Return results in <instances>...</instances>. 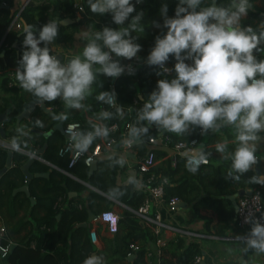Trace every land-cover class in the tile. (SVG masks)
<instances>
[{
    "label": "trees",
    "instance_id": "obj_1",
    "mask_svg": "<svg viewBox=\"0 0 264 264\" xmlns=\"http://www.w3.org/2000/svg\"><path fill=\"white\" fill-rule=\"evenodd\" d=\"M261 1L264 3V0ZM177 2L178 0H142V3L136 7V11L143 12L141 23L144 25V32L132 33L137 37L135 42L142 46V50L137 54L139 59L135 58L132 62L135 74L125 73L115 79L100 75L98 80L103 86L94 87L93 95L84 102L85 109H66L65 106L59 105V102L63 101L57 100L45 103L51 105L49 111L36 109L31 112L28 121L14 125L16 115L35 97L18 87L15 75L9 76L3 72L0 74L1 89L9 93L1 97L0 113L6 115L7 121L0 123V126L4 128L10 124L16 132L24 128L25 136L18 139L27 144V148H23L22 145L25 151L37 150L45 143V149L39 156L49 164L36 159L30 160L26 167V171L30 174L26 183L27 194L22 190L14 191L15 188L24 184L25 177L21 165L28 160L27 154L12 151L10 165L0 174V221L5 228L3 243L13 244L4 257L7 264H81L86 257L93 254L99 257L103 254L104 259L112 257L122 259L130 253H133L130 264H145L144 253L148 248L140 245L137 240L143 239L145 243L153 244L156 236L140 223L133 212L144 198L145 189L141 186L138 189H130L126 184L117 182L116 175L121 166L117 163L119 158L114 155L98 159L90 172L81 159L68 166L67 155L57 153L63 142V135L58 130H52L47 137L43 138L42 133L51 129L59 121L53 119L54 115L67 112L68 119L60 121L62 124L78 121L80 128L91 131L92 125H95L87 118L91 117L98 119L107 127L116 122L117 128L109 132L116 141H120L125 136L128 137V130L121 135L125 118H119L120 111L123 112L124 117L128 114H138L148 94L155 89L157 80L171 79L175 76L174 71L166 77L158 76L156 73L159 69L146 65L144 60L154 45L155 37L166 31L152 25L153 21L162 23L163 18L160 12L162 4H167V16L173 17ZM216 2L226 3L227 0H216ZM252 2L253 0H250L252 7L242 18L241 25L252 26L258 31L260 29L257 26L260 19L259 11H263L264 7H257ZM72 3L73 0H26L23 4L22 0H0V69L6 66H17V61L24 50L22 32L25 23L39 28L50 19L72 20L75 14ZM80 4L83 11H78L79 16L73 22L65 21L55 41H71L76 25L82 23L91 22L96 30H101L104 26L117 27L112 21L111 14H92L87 0H80ZM16 12H18L20 28L14 30L9 28L8 24ZM135 14L134 12L132 15ZM260 47L264 48V44ZM52 54L56 55L54 52ZM254 54L258 60L264 59V51H256ZM115 59L124 58L115 57ZM186 62L190 63V61ZM174 63L175 59L170 57L166 67L172 69ZM113 89L116 92L114 105L109 106L95 98L97 93ZM22 91L26 92V95ZM102 112L111 115L104 119L100 115ZM37 119L42 121L44 127L35 125ZM3 128L5 137L13 138L17 135L14 130L10 129L6 132ZM154 128L150 129L149 135L157 136ZM222 130L227 132L225 139H234L233 129L222 128L220 131ZM163 133L168 138L163 148L149 147L143 138L131 146L137 155L151 151L154 159L157 160L142 173V178L151 174L155 182L165 180L162 186L163 200L167 201L170 197H176L184 202L186 223L198 219L202 222L201 233L217 238L227 236L228 230L231 229L230 222L234 224L235 212L226 196L234 193L238 188L259 187V184L248 182V179L255 175L254 170L244 174L238 182L225 179L226 171L230 168V161L222 159L215 151V144L222 139L221 136L217 139V134L201 135L197 128L190 130V133L184 136ZM36 135L39 137L38 140L33 138ZM193 138L209 154L208 163L202 164L195 174L190 173L185 167L187 160L185 154L168 152L177 140L189 141ZM97 141L99 138L94 140L93 144ZM211 143L214 145H208ZM233 148L234 145L230 144L229 150ZM6 151L0 147V169L5 164ZM215 154L219 155L215 156ZM45 172H48L46 177L36 175ZM74 179L84 181L102 193L128 205V208H121L111 244L103 250L94 251L87 237L86 227L79 225L85 221L87 210L96 214L103 197ZM34 184L38 185L39 193L32 188ZM69 192H74V195L69 196ZM31 198L34 199L33 203L30 202ZM238 198L236 197V201ZM77 203L80 207L75 206ZM19 211H21L20 214ZM201 238L174 233L165 239L160 247L158 264H191L193 256L201 253ZM31 242H33L32 245ZM133 242L138 244L136 250L129 247Z\"/></svg>",
    "mask_w": 264,
    "mask_h": 264
},
{
    "label": "clouds",
    "instance_id": "obj_2",
    "mask_svg": "<svg viewBox=\"0 0 264 264\" xmlns=\"http://www.w3.org/2000/svg\"><path fill=\"white\" fill-rule=\"evenodd\" d=\"M87 3L92 14H111L117 27L96 30L89 25L80 30L79 39L84 41L82 50L67 62L52 54L50 48L64 20L50 19L39 28L28 23L23 26L24 50L17 61L15 80L18 87L40 103L62 100L66 109H85L82 102L93 95V86H103L98 80L100 75L115 79L125 73L135 74L132 64H121L119 59H113V54L129 61L139 59L137 54L142 46L135 42L137 37L132 33L144 32L143 12H137L135 7L142 0H135V4L132 0H87ZM250 7V0H227L226 3L178 0L175 15L168 17L167 4H162V23L153 21L152 25L166 31L155 37L144 63L157 67L158 76L166 77L173 71L175 76L157 80L155 89L139 110L137 125L128 128V139L124 142L128 147L148 137L152 127L178 136L196 128L201 135L209 130L217 133L222 128H231L234 139L215 144L221 158L230 161L225 179L238 182L253 170L259 163L258 142L264 140L261 135L264 133V59L258 60L254 55L256 51H264L260 47L264 44V25L258 31L241 25ZM170 57L175 59L172 69L165 67ZM95 98L111 106L115 104L116 92L104 90ZM100 115L107 119L111 114ZM53 119L67 120L68 113L54 115ZM35 125L44 127L39 119ZM69 135L73 149L84 154L94 140L107 138L109 129L96 124L91 131L72 129ZM10 143L13 151H21L22 145L27 148L16 136ZM230 144L234 145L232 150H229ZM208 155L201 147L187 158L185 167L190 173H197L202 164L208 163ZM117 163L123 166L125 160L120 158ZM248 182L264 184V175L257 173ZM128 183L137 181L129 178ZM261 219L252 213L245 217V222L251 225L243 237L245 246L257 254L264 253ZM83 264H102L101 257L88 256Z\"/></svg>",
    "mask_w": 264,
    "mask_h": 264
},
{
    "label": "crops",
    "instance_id": "obj_3",
    "mask_svg": "<svg viewBox=\"0 0 264 264\" xmlns=\"http://www.w3.org/2000/svg\"><path fill=\"white\" fill-rule=\"evenodd\" d=\"M25 1L26 0H22V4ZM75 1L80 2V0H75ZM252 3L257 7H264V3L261 0H253ZM74 12H75V14H74L73 19L72 20H70V19L66 20L67 23H71L75 19L78 18L77 12L76 11H74ZM263 13H264V10L259 11L260 19H259V22L257 23L258 27H261L262 25H264V24H262ZM89 25L93 26V23L90 22V23H85V24L82 23V24L76 25V28L73 32L72 40L71 41H54L50 45L51 51L54 52L55 54L59 55V57H61V59H62V62H67L66 61L67 58L69 59L70 57H72L75 54H78L82 50L84 41L79 39V33H80V30L87 29V27ZM12 29H14V28H12ZM14 30H16V29H14ZM113 59H115L114 54H113ZM16 68H17V66H6V67H4V69H0V74L2 72L6 73V74L7 73L9 74V72H12L15 75ZM93 87H97V86L94 85ZM22 92L24 93V95H26V92H24V91H22ZM8 94L9 93H5L4 91H2L1 86H0V102H1V97L8 95ZM84 102L85 101H83L82 103L84 104ZM59 105L64 106L63 102L62 103L59 102ZM50 106L51 105H46L44 103V108H45V110H44L38 104H35L31 112H33L36 109H40V110L47 112L51 109ZM31 112L29 113V116H30ZM1 114H3V113H1ZM3 115H5V114H3ZM29 116H28V118H21L17 123L14 120L13 124L14 125L23 124V122L28 121ZM87 118L90 119L95 125L101 124V122L98 119L91 118V117L90 118L87 117ZM3 121H7L6 115H5V119L0 121V123H2ZM3 129L6 132L10 129L15 131V129L12 128L10 124H8ZM197 129L200 132V129L199 128H197ZM54 130H56V129H54ZM14 133L17 134L16 135L17 138L24 137L25 136V129L23 128V129L19 130L18 132L15 131ZM226 133L227 132L225 130H222V131L217 132V133H214L211 130H209L206 135L211 136L212 134H217L216 138L219 139L218 136H221L222 139H219V141H221V140L225 139L224 136L226 135ZM48 135L42 134V137L45 138ZM261 135L264 136V133H261ZM33 138L36 140L39 139V137H37V135L34 136ZM101 139L102 138H99V140H101ZM0 140H2L3 142H7V143L11 144L10 142H11L12 138H7L4 135V137H0ZM166 142H164V143L163 142H161V143H146V144L149 147L163 148V147H165L164 145ZM208 145H214V144L211 143ZM0 147L3 149L9 150L8 148L4 147L3 145H0ZM201 147L202 146L200 144H198V142H196V139H195V143L193 145H191V147H188V149H186V151L193 154L196 150L200 149ZM257 147H258L257 155L259 158V163L257 164L256 169H257L259 174L264 175V140H261L260 142H258ZM44 149H45V143H43L41 145V147L37 148V150L39 151V153H37V154H42ZM10 151L12 152L13 150L11 149ZM16 152L23 153L24 155L26 154L22 150L16 151ZM168 152L169 153L172 152V148H169ZM112 155L117 156L119 159L123 158L125 160L124 165L120 167V170L118 171V173L116 175L117 182L124 183L128 187L130 185V187H129L130 189H138L139 186L143 187V184H142V183H144V179L142 178L143 172L138 171L136 168V161L139 158V155L136 154L135 150L132 148H129V150H123L122 147H120L118 144H115V145H113V148L111 150L102 148L100 150L99 155L95 158V160L97 161L98 159L106 158V157H109ZM217 155H219V154H215V156H217ZM32 159L33 158H31V160ZM38 161H40V160H38ZM156 161L157 160H155V163H156ZM25 162H27V161H25ZM29 162H27L26 167L28 166ZM34 166H36V165H34ZM26 167H25V169H26ZM36 175L37 176L42 175L41 177H46L48 175V172H45L42 174H36ZM129 178L135 179V181H137V183L129 184L128 183ZM74 180H77V179H74ZM77 181L82 183L88 189L97 192L98 194H100L103 197V200L99 202L98 210H97L95 215H97L100 211L111 210V211L115 212L119 217L121 208H128L127 204H124V203H121V202L115 200L114 198H112L108 194L102 193L101 191H99L98 189L89 185L88 183L81 181V180H77ZM21 186H19V187H21ZM19 187L15 188L14 191H20V190H18ZM259 187H261V189H262L263 198H264V184H259ZM32 188L35 190L36 193H39L38 185L34 184V185H32ZM22 191H24V190H22ZM25 193L27 194V186H26ZM68 195L69 196L74 195V192H69ZM82 195H84V194L82 193ZM30 202L33 203L34 199L31 198ZM75 206L80 207V204L77 203V204H75ZM157 208L160 212L161 217L163 219L170 221L172 224L186 228V229L191 230V231L201 232L200 231L201 225H202L201 220L195 219L189 223L185 222V208H175L173 211H171L164 205V203H159L157 205ZM87 212H90V211L87 210ZM18 213L20 214L21 211H19ZM136 217L138 218V220L140 221V223L144 227L148 228L151 231V229L149 227H147L143 224V222L140 220V218L138 216H136ZM81 223H84V224L82 225ZM81 223H79V225L86 227V230H87L86 234H87V237H88L90 243L92 244V246L94 248V251H100V250H103V249L109 247V245L111 244L110 241H111L113 233L115 231L114 232L107 231L105 228V223L102 221H99L97 218H94V217L91 218L90 220H87V216H86L85 221H83ZM229 227L231 229L228 230L227 236H225V237H222V238L202 237L204 239L202 241L200 239V243L202 246L200 256H201L202 262L204 264H234L236 262H240V258H242L243 261L247 264H264V253L257 254L255 250L247 249L245 246V242H244L243 237L247 236L251 225L250 224L247 225L242 230H237V228L234 227V224H232V222H230ZM90 231L94 232L95 241H91V236L89 233ZM173 234H174L173 232L162 231L161 237H163L164 239H167V238L171 237ZM137 241L140 245L146 246L148 248L144 253L145 264H158V259H157V254L155 251L154 243L153 244H147V243H145V241L143 239L137 240ZM147 252H149V253H147ZM102 255H100V257ZM132 257H133V253L127 254L122 259H116L114 257L109 258V259H104V257L102 256L101 261H102V264H130ZM0 264H7L4 260V257H0Z\"/></svg>",
    "mask_w": 264,
    "mask_h": 264
},
{
    "label": "built area",
    "instance_id": "obj_4",
    "mask_svg": "<svg viewBox=\"0 0 264 264\" xmlns=\"http://www.w3.org/2000/svg\"><path fill=\"white\" fill-rule=\"evenodd\" d=\"M132 2L135 4V0H132ZM139 5L140 4H136L135 7H138ZM72 6L77 12V17H78L79 16L78 11H81L82 9L80 2L73 0ZM17 13L18 12H16V14L13 16V18L8 24L9 28H14L16 30L20 28V21L17 16L18 15ZM133 60L129 61L126 59H122L120 60V62L121 64L128 65V64H132ZM8 75L13 76L14 74L12 72H9ZM137 117L138 114L136 113L128 114L124 117L123 112L120 111L119 118H125L122 125L121 135L125 134L129 126L136 125ZM116 128H117L116 122L108 125L109 132H113ZM72 129H79V130L81 129L78 121H69L66 122L65 124H62L61 134L63 135V142L57 150V153L59 155H64V154L67 155L68 166H71L78 159H81L83 163L88 166L91 163V161H93L99 155L100 150L102 148L111 150L113 148V145L115 144H118L120 147H122L123 150H129V148H131L124 143L125 140L128 139L127 136L123 137L120 141H116L112 135H108L107 138H102L101 140L95 142L88 149L87 153L80 154L76 152L72 146V141L69 135ZM155 131H157V136L148 135V137L144 139L147 143H161V142L164 143L167 141L168 138L163 132H160L157 129H155ZM194 143H195V138L190 139L189 141L177 140L171 147L172 148L171 154L173 153L185 154L187 158H189L192 155V153L186 151V149H188V147H191V145H193ZM0 145H3L4 147L11 150L10 149L11 144L7 142H3L2 140H0ZM21 150L24 151L28 157L47 163L42 157L39 156V154H37L36 150H31V151H25L23 149ZM153 164H155V159L153 157V153L149 151L144 155L139 156V158L136 161V168L138 169V171L144 172ZM164 183H165L164 179H161L156 182L153 181L151 174L145 176L144 183L142 184L146 191V194L143 200L141 201V203L137 206V208L133 210L135 215L138 216L140 220L143 222V224L149 227L153 232V234L156 236L154 245L157 254V259L161 253L160 247L163 245L165 241V239L161 237L162 231L180 233L194 238L215 237L210 234L191 231L186 228L176 226L175 224H172L170 221L163 219L161 217L160 212L157 208V205L159 203H164V205L169 210L173 211L175 208H177L175 207V204L179 201L176 197H170L167 201L163 200L162 186ZM236 202H237V208L234 217V227L237 228V230H242L247 225H249L248 223L245 222V217L249 213H252L258 219L264 217V198L261 187L251 189L250 193L239 196ZM93 217L97 218L99 221L104 222L107 231L114 232L116 230L118 215L115 212L111 210L100 211L97 215ZM261 222L264 223V219H261ZM89 233L91 236V241H95L94 232L90 231ZM3 240H5V228L4 225L0 222V257H5L7 251L9 250L10 243L9 242L3 243ZM30 244L32 245L33 242H31ZM129 247L132 250H136L138 244L136 242H133L130 243ZM191 264H204V263L202 262L201 256L197 254L193 256ZM234 264H240V263L236 262Z\"/></svg>",
    "mask_w": 264,
    "mask_h": 264
},
{
    "label": "water",
    "instance_id": "obj_5",
    "mask_svg": "<svg viewBox=\"0 0 264 264\" xmlns=\"http://www.w3.org/2000/svg\"><path fill=\"white\" fill-rule=\"evenodd\" d=\"M251 8V7H250ZM160 12H161V9H160ZM68 19H65L64 21H66ZM262 24H264V13H263V20H262ZM57 55V54H56ZM59 56V55H57ZM167 66V64L165 65ZM35 104H38L42 109L45 110L44 108V103H40L38 102V100L36 98H33L31 101H29L27 107L23 108L15 117V122L17 123L21 118H28L29 116V113L32 111L33 107ZM5 119V115L1 114L0 113V121L4 120ZM58 130L60 133H62V123L60 121H58L57 123H55L51 129L47 130L46 132H43L42 134L43 135H48L52 130ZM80 130L84 131V132H87L86 129L84 128H81ZM0 137H4V133H3V130H2V127L0 126ZM37 153H39L38 150H36ZM10 154H11V151L10 150H7L6 151V159H5V164L4 166L0 169V174L10 165ZM31 160V158L29 157V159L27 160V162H29ZM27 162H25L21 168L23 170V173H24V184L19 187L18 190H24L26 191V183H27V180L28 178L30 177V174L26 171L25 167L27 165ZM95 162L96 160L94 159L93 161H91V163L88 165V170L91 171V169H93V167L95 166ZM256 166L257 164L255 165L254 167V173L257 174L258 171L256 169ZM38 176H42V175H38ZM130 187V185H129ZM251 192V189L249 188H238L234 193L230 194V195H227L226 197L230 200L232 206H233V210L234 212H236V208H237V202H236V197H239L243 194H248ZM175 207L177 208H183L185 207V203L182 202V201H178L176 204H175ZM93 214L90 213V212H87V220H90L91 218H93ZM82 225L84 223H81ZM13 246L12 243L9 244V250L11 249V247ZM240 264H247L243 261L242 258H240Z\"/></svg>",
    "mask_w": 264,
    "mask_h": 264
},
{
    "label": "rangeland",
    "instance_id": "obj_6",
    "mask_svg": "<svg viewBox=\"0 0 264 264\" xmlns=\"http://www.w3.org/2000/svg\"><path fill=\"white\" fill-rule=\"evenodd\" d=\"M204 240L203 238H201V241Z\"/></svg>",
    "mask_w": 264,
    "mask_h": 264
}]
</instances>
